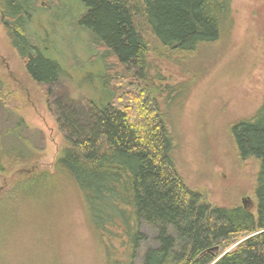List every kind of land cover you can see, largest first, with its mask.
<instances>
[{
	"label": "trees",
	"instance_id": "obj_1",
	"mask_svg": "<svg viewBox=\"0 0 264 264\" xmlns=\"http://www.w3.org/2000/svg\"><path fill=\"white\" fill-rule=\"evenodd\" d=\"M78 1L84 7L78 24L71 12L67 16L65 0L0 2L10 45L31 80L45 88L64 138L53 171L30 165L32 148L5 147L0 138V177L7 187L2 208L4 201L23 207L29 200L49 199L65 179L81 195L100 237L118 243L123 252L116 259L106 242L109 264H134L147 242L143 225L158 236L143 264H264V102L254 116L231 127L240 159L259 163L256 210L209 203L179 172L168 113L161 109L157 88L151 87L145 40L149 29L165 50L182 55L213 45L232 29L233 0ZM38 14L51 16L53 22L59 16L89 35L93 54L104 65L93 82L99 85L96 89L86 80L92 99L52 100L51 89L67 75L49 54L52 49L57 55L50 36L32 31ZM130 77L145 89L140 95L134 90L128 101L120 87ZM149 96L155 97L151 101ZM24 124L21 120L20 126ZM17 167L23 172L15 173ZM16 209L7 219L18 215ZM215 248L222 253H210Z\"/></svg>",
	"mask_w": 264,
	"mask_h": 264
},
{
	"label": "rangeland",
	"instance_id": "obj_2",
	"mask_svg": "<svg viewBox=\"0 0 264 264\" xmlns=\"http://www.w3.org/2000/svg\"><path fill=\"white\" fill-rule=\"evenodd\" d=\"M65 1L67 16L71 12L69 16L78 24L84 7L78 0ZM232 15V29L219 42L195 53L165 50L149 29L145 40L151 87L157 88L161 109L168 113L180 174L213 205L233 207L250 199L249 209L255 211L259 163L240 159L231 127L254 116L264 102V0H233ZM31 26L33 32L50 36L57 55L52 49L49 54L68 77L51 89L52 100L92 99L86 80L91 79V88L96 89L99 85L93 82H98L104 65L95 58L87 32L61 22L59 16L53 22L45 14L36 15ZM122 85L118 87L128 94V101L134 90L140 95L145 89L132 77ZM0 97L2 146L30 147L35 152L30 165L53 171L64 138L45 88L28 76L10 45L1 15ZM94 98L98 99L97 93ZM4 184L0 177V264H109L107 246L116 259L123 258L118 243L104 242L94 229L81 195L65 179L49 199L29 200L23 207L4 201L2 208ZM11 209H19L18 215L7 219ZM3 227L7 230L2 231ZM142 232L147 242L138 250L134 264H143L146 252L158 245L156 232L146 225Z\"/></svg>",
	"mask_w": 264,
	"mask_h": 264
},
{
	"label": "water",
	"instance_id": "obj_3",
	"mask_svg": "<svg viewBox=\"0 0 264 264\" xmlns=\"http://www.w3.org/2000/svg\"><path fill=\"white\" fill-rule=\"evenodd\" d=\"M249 204H250V199H245L243 201V206L245 209H249ZM210 253H219V249L218 248L212 249Z\"/></svg>",
	"mask_w": 264,
	"mask_h": 264
}]
</instances>
